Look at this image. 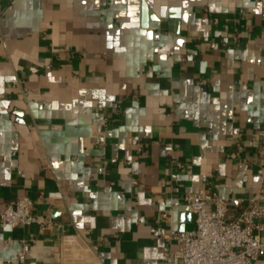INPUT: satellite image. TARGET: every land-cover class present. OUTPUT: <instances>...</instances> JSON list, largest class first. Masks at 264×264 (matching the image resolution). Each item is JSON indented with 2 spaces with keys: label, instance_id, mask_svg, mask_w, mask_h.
<instances>
[{
  "label": "crops",
  "instance_id": "1",
  "mask_svg": "<svg viewBox=\"0 0 264 264\" xmlns=\"http://www.w3.org/2000/svg\"><path fill=\"white\" fill-rule=\"evenodd\" d=\"M263 127L264 3L0 0V214L48 221L0 264H164L186 195L264 203Z\"/></svg>",
  "mask_w": 264,
  "mask_h": 264
},
{
  "label": "built area",
  "instance_id": "2",
  "mask_svg": "<svg viewBox=\"0 0 264 264\" xmlns=\"http://www.w3.org/2000/svg\"><path fill=\"white\" fill-rule=\"evenodd\" d=\"M264 3V0H257ZM260 153L264 156V127L259 133ZM173 145L165 151L172 152ZM264 180V168L260 170ZM195 215V229L168 235L176 248L167 252L164 264H254L264 256V203L257 197L247 199L237 215L230 213L231 201L216 193L201 190L184 197ZM34 202L23 196L12 201L0 214V225L12 228L38 226L41 233L48 221L34 212ZM165 218L169 214H164ZM30 243L23 241L18 260L24 262L30 253Z\"/></svg>",
  "mask_w": 264,
  "mask_h": 264
},
{
  "label": "water",
  "instance_id": "3",
  "mask_svg": "<svg viewBox=\"0 0 264 264\" xmlns=\"http://www.w3.org/2000/svg\"><path fill=\"white\" fill-rule=\"evenodd\" d=\"M145 11H146V7H145Z\"/></svg>",
  "mask_w": 264,
  "mask_h": 264
}]
</instances>
